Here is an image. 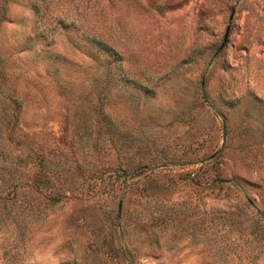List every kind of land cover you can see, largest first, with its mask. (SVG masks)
Wrapping results in <instances>:
<instances>
[{
	"label": "rangeland",
	"instance_id": "obj_1",
	"mask_svg": "<svg viewBox=\"0 0 264 264\" xmlns=\"http://www.w3.org/2000/svg\"><path fill=\"white\" fill-rule=\"evenodd\" d=\"M0 264H264V0H0Z\"/></svg>",
	"mask_w": 264,
	"mask_h": 264
}]
</instances>
